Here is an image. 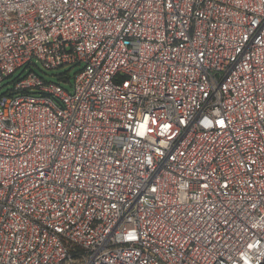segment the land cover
I'll return each instance as SVG.
<instances>
[{
    "label": "built area",
    "instance_id": "obj_1",
    "mask_svg": "<svg viewBox=\"0 0 264 264\" xmlns=\"http://www.w3.org/2000/svg\"><path fill=\"white\" fill-rule=\"evenodd\" d=\"M22 68L0 264H264V0H0Z\"/></svg>",
    "mask_w": 264,
    "mask_h": 264
},
{
    "label": "rangeland",
    "instance_id": "obj_2",
    "mask_svg": "<svg viewBox=\"0 0 264 264\" xmlns=\"http://www.w3.org/2000/svg\"><path fill=\"white\" fill-rule=\"evenodd\" d=\"M33 66L31 67L33 71L43 79V81L48 83H59L66 91L72 93V85L74 83V76L76 73L81 70L82 65L80 66H64L55 70H46L41 63L33 60ZM29 69L24 70L23 68L18 70L12 77L6 79L4 82L0 83V96L7 94L13 87L15 81L20 78H23L28 72ZM66 78L61 80V78Z\"/></svg>",
    "mask_w": 264,
    "mask_h": 264
},
{
    "label": "trees",
    "instance_id": "obj_3",
    "mask_svg": "<svg viewBox=\"0 0 264 264\" xmlns=\"http://www.w3.org/2000/svg\"><path fill=\"white\" fill-rule=\"evenodd\" d=\"M65 79H66V78H64V77H63V78H61V80H65Z\"/></svg>",
    "mask_w": 264,
    "mask_h": 264
}]
</instances>
